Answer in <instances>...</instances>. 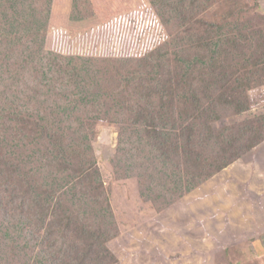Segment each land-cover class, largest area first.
Here are the masks:
<instances>
[{"label": "rangeland", "instance_id": "rangeland-1", "mask_svg": "<svg viewBox=\"0 0 264 264\" xmlns=\"http://www.w3.org/2000/svg\"><path fill=\"white\" fill-rule=\"evenodd\" d=\"M13 1L15 0H0V32L6 34L17 30L27 45L25 36L29 32L26 20L28 15L33 14L28 9L30 0H24L25 13L22 15L24 19L21 18L23 22H20L21 19L16 20L13 14L11 5ZM51 1L39 0L34 20L35 27L44 25L46 34L42 32L32 41L34 47L31 50L34 57L30 59L31 64H28L25 70L15 66V63H24L22 54L25 53V46L22 44H16L12 50L11 66L0 63V264H197L195 261L190 262L196 256L185 255L186 246L182 249L181 241L178 240L180 229L183 228L186 234L187 224L181 220V207H185L186 203H192L194 199L192 195H187L191 191L186 192L191 186L186 174L184 178L173 177L172 183L170 178L165 176L158 192L165 195L168 190L169 200L158 202L157 194L151 189L150 184L145 188L142 198L132 193L127 194L131 195L129 198L123 197L124 193L120 191L124 189L119 186V181L115 177H110V172H104L106 176L103 182H106L103 192L109 197L111 216L106 219L99 208L101 202L95 195L87 205L92 211L76 210L75 205H79L81 195L64 187L60 181L63 177L70 176L78 183L83 164L78 160L79 155H82L85 161L96 159L103 170L104 165L115 156L117 147L122 142L120 138L131 135L141 140L152 132L153 125L169 129L170 143L173 145L179 146L181 140L188 143V138L195 136V141L191 139L192 143L203 149L207 146L213 156L218 154L213 149L218 144L226 150L221 159L227 161L236 157L238 168L241 165L254 167L257 160L250 148L254 146L256 140L264 136L262 124L264 54L251 61L250 57L255 47L232 40L237 38L232 33L231 20L230 27L222 30V27L227 26L225 16L231 10L228 3L223 0L217 3L197 0L199 5L197 13L193 10V0H176L172 2V6L177 10L172 9L166 16L159 14L153 0H136L134 6L140 13L154 16L156 19L159 18V14L162 18L161 28L158 23L153 26L151 30L153 40L146 44L145 55L152 51L154 53L144 61L127 54L121 56L112 47L114 46V43L111 44L112 41L100 40L106 33L98 37L99 44L109 47L105 55L88 50L87 45L89 43L92 45L95 41L89 38V34L75 37L76 45L86 39L83 49L91 53L86 55L61 53L66 48L55 49L61 52H54L50 49L53 46L58 47L59 42L69 41L75 45L69 39V31L72 29L75 32L84 28L78 27L76 21H90L87 24L89 26L92 22L95 23V18L89 3L83 2L87 0H68L63 23L69 31L53 29V33L48 34L53 26H60L62 22L61 20L58 23L59 20L53 16ZM161 3L162 0L159 5ZM258 6L257 13L264 14V0H259ZM184 18V24L177 32L176 26ZM138 21L144 22L145 19ZM209 24H216L220 29L214 33L210 28L207 29ZM263 28L264 26L259 30ZM90 32L92 30L88 33ZM223 34L229 40H225ZM194 38L197 39L196 43L193 41ZM208 41L219 43L218 47L208 44L194 49ZM42 44L45 46L37 48ZM2 48L7 49L8 44H3ZM174 49L179 52L178 55ZM215 49L218 53H223L222 60L214 53ZM86 57L92 59L98 57L96 62L90 65L96 67L92 75L87 70L75 69L84 66ZM142 61L146 68L151 67L163 77L155 79V76H139L136 71ZM35 66L42 70L39 74L32 70ZM76 73L78 82H75ZM84 75H87L86 79ZM133 76L143 86L140 95L135 96V102L131 105L128 115L115 120L117 124L122 121V125L111 126L94 116L91 118L95 123L94 139H89V136L84 134L85 126L81 127L75 116L70 118L69 112L74 111L76 115L83 117L86 114H97L100 110L115 113L126 105L121 107L117 101L107 103L102 101L101 105L79 102L82 96L78 95L77 84L85 81L90 89L98 92L103 100H106L110 93H123L125 89L132 90V86L136 87ZM42 80L45 85L33 83ZM259 80L261 83L256 84ZM177 85L181 86L180 90L171 92ZM215 86L217 88L215 93L220 101L209 104L205 101L207 96L203 92L213 91ZM45 89L46 91L56 89L65 94L56 99L45 100L43 96L46 93ZM221 91H224L223 95ZM244 95L249 97L246 102L249 109L239 114V109L244 107ZM171 99H174V103H171ZM196 99H203L205 103L202 102L203 105L199 104L200 107H197V104L193 103ZM232 101H235V104ZM173 112L176 115L180 113V116L172 119ZM197 115L202 119L191 125ZM44 125H47L44 139L40 137L38 142L33 144L23 140L26 133L31 136L36 127L43 129ZM9 126L14 130L15 138L23 140L22 142L8 143V135L5 139L1 138ZM73 126L78 129L68 138L65 137L62 133L69 132ZM174 126L177 128L173 130ZM256 128L259 129L258 133L245 136V131L249 132ZM52 134H55L54 139ZM151 141L155 147L161 140L158 144L157 139ZM15 145L19 147L16 149ZM68 150L75 153L69 169L66 170L64 166L58 170L47 164V156L58 159L55 154L63 152L62 156L69 158ZM15 163L19 164L15 171H20L21 174L10 176L6 167ZM215 164L211 158L207 164L210 168L205 169L210 172L215 168H212ZM22 168H30L32 172L27 171L26 174L29 176L24 175ZM163 170L170 171L166 173L167 175L172 172L170 166L156 165L157 172ZM148 172L154 173L149 168ZM257 176V173L251 174L248 184L236 191L237 195L245 196L237 201L245 218L241 222L239 234L235 236L239 241L238 246L236 247L238 241L234 240L235 247L232 241H229L233 236L231 233H227L226 237L218 241H207L212 252L214 249L218 251L215 253L218 261L210 260L205 263L203 252L200 251L198 264L213 262L264 264V195L259 196L258 187L261 182ZM205 211L206 208L202 206L195 208L196 213ZM68 212L74 217L70 232L65 229L68 220L64 217ZM204 216L206 217L207 213ZM255 216L259 218L258 223L254 222ZM252 218L253 220L249 222L248 219ZM86 219L96 226V230L87 235L83 234L85 228L83 222ZM202 220L203 218H198L193 224L200 225ZM59 222H64V225L60 226ZM75 238L76 241L79 239L85 241V246L71 252L70 247L74 245L78 247ZM89 241H95L99 247L97 258L87 257ZM104 248L109 252L107 253ZM103 251L107 254L104 255ZM181 256L188 260L181 261ZM88 259L96 262H86Z\"/></svg>", "mask_w": 264, "mask_h": 264}, {"label": "trees", "instance_id": "trees-1", "mask_svg": "<svg viewBox=\"0 0 264 264\" xmlns=\"http://www.w3.org/2000/svg\"><path fill=\"white\" fill-rule=\"evenodd\" d=\"M77 1V0H75ZM136 0H87L83 1L86 4L89 3L93 10V16L95 18V23L92 22V25H87L89 22L85 21H76V25L78 27H84L83 30H76L75 32L71 29L69 31L66 26L64 25V9L68 3V0H59L58 2L51 1V5L53 8V16L59 20L58 23L61 22L60 26H53L48 34L53 33V29H65L69 31V39L75 43V45L71 44L69 41L67 42H59L58 47L53 46L50 50L54 52H61L56 51L55 49H65V51L61 53L69 52L70 55H86L93 51L99 52L101 54H107V50L109 47L102 46L99 44V35H103L106 33L104 38L100 37L101 39H109L114 46H112L121 56L128 55L130 57L140 58L139 60H147L150 54L154 53L153 51L147 55L146 54V44L148 41L153 40L151 30L154 28L157 23L161 28L160 20L162 19L161 16L168 15L172 9L174 11L177 8L172 6V2L176 0H162L161 5L159 2L161 0H153V4L157 6L159 10L158 19L151 15H144L140 13L139 10L135 9L134 2ZM178 1V0H177ZM212 3H217L219 0H208ZM227 2L228 8H230V13L226 14L225 21L227 26L222 27L224 31L225 28L230 27L229 20H231V28L232 33L235 34L234 37L237 40L234 42H238L241 44H246L247 46H253V55L250 57L251 61H255L256 58L260 56V54H264V28L259 30L262 26H264V14L257 13L259 9L258 2L259 0H223ZM151 2V3H152ZM25 1L24 0H15L11 3L13 6V14L16 17V20L24 19L22 15L25 13L23 9ZM30 5L28 9L32 11L33 14L28 15V19L26 20L28 24L27 32H29L26 37V44L24 43V39L20 33L15 31H10L6 34H1L0 32V63L2 65L11 66L12 65V50L14 49L16 44H22L25 46V53L22 54L24 58V63H15V66L20 68L21 70H25L28 64H31V60L34 56L31 48L34 47L32 41L42 32L46 34V29L44 25H39L35 27V15L37 12V7L39 4V0H30ZM193 10L197 13L199 9V5L197 0L192 1ZM143 12V11H142ZM50 16V15H49ZM21 19L20 22H23ZM138 19H145L144 22H139ZM185 18L181 20L178 25L176 26V31L179 32L181 27L183 26ZM56 23V24H58ZM166 26V25H165ZM211 29L214 33L220 29L216 24H209L207 29ZM90 30L92 32L88 33ZM258 31V32H257ZM77 32V33H76ZM156 33V32H154ZM89 34V38L95 39L94 44H88L87 47L89 51H85L83 49V45L86 42V39L82 40L79 44L76 45V37L75 36H86ZM232 35V34H231ZM223 38L225 40H229L223 34ZM39 39V37H38ZM50 41V40H49ZM48 41V43H49ZM194 43L197 42V39H193ZM8 44L7 49H3L2 45ZM214 45L218 47L219 43L208 41V43L196 47L194 49H199L203 46ZM221 45V44H220ZM45 44L37 47L41 49L44 47ZM195 46V44H194ZM193 46V47H194ZM175 54H179V52L174 49ZM215 54L218 56L219 59L222 60L223 53H218V50H214ZM85 52V53H84ZM137 53V54H136ZM68 54V53H67ZM88 57V56H87ZM84 59V66L75 68L76 71H85L87 70L90 75H92L93 69L95 66H90L92 63L96 62L95 59L87 58ZM3 61V62H2ZM143 61L140 63L139 68L137 69L136 73L143 77L146 75L148 77H154L157 79L158 77H163L159 74L158 71L153 70L151 67L146 68ZM72 62V61H70ZM199 65L201 63L198 61ZM254 68L256 66L253 64ZM252 68L253 71L255 69ZM34 73L39 74L42 70L40 67L35 66L32 67ZM134 77V76H133ZM75 82H78V74L75 75ZM84 78H87V75H84ZM136 81V87L132 86V90L125 89L123 93H110L107 95V99L103 100V97L98 94V92L93 91L90 89L89 85L83 81L77 84L78 88V95L82 96L79 99V102H90L96 103L97 105H101V102H114L117 103L121 107H125L118 112L110 113L105 112V110H100L97 114L90 115L86 114L83 117L78 116L74 113V111L69 112V117L75 116L77 119L78 124L85 129V136H89V139H94V126L95 123L92 121V117H96L99 121H106L109 124L114 126H121L122 121L118 122L119 124L115 123V120L118 117L125 118L129 110L131 109V105L135 102V96H139L143 84L140 81ZM34 84L38 85H45L44 81H33ZM261 81L259 80L256 84H260ZM49 85V84H48ZM215 85V84H214ZM47 86V85H46ZM181 86H176L171 92H177L180 90ZM217 90L216 86L213 91L207 90L203 93L206 94L207 100L209 104L220 101L219 96L215 93ZM46 91V89H45ZM81 91H85L82 93ZM224 91H221V95H223ZM65 94L64 92H58L56 89L54 90H47L46 93L43 95L45 100L56 99L61 95ZM226 95V94H224ZM48 96V97H47ZM10 97V95H8ZM248 95L245 97L244 95V107L239 109V114L245 113L248 111L249 106H247L248 102ZM203 99H196L193 103L197 104V107L203 105L202 102L205 103ZM171 103H174V99H171ZM235 104V101H232ZM200 104V105H199ZM241 105V104H240ZM173 110V109H172ZM180 116V113L176 115V113H172V119L177 118ZM202 117L199 115L196 116L195 121L191 124H195L196 122H200ZM262 124L264 125V115L262 116ZM178 126V125H177ZM174 126L173 130L177 128ZM50 127V126H49ZM45 129H47V125H44L43 129H34V134L29 135L26 133V137L23 140H26L27 143L33 144L38 142V139L41 137L43 138L45 135ZM77 127L73 126V129L69 132H64L62 134L68 138V136L73 133ZM81 128H79L80 130ZM151 131L149 132L146 137L142 138L141 140L137 138H133L130 136H125L120 138L121 143L117 147V151L115 156L110 160V162L104 165V169H101V164L97 163V160L91 158L90 160L83 159L82 155L78 156V160H80L82 164L81 175L79 178L78 183H75L73 177H63L60 181L61 184L66 187L70 188L73 192H76L81 195V200H79V205H75V209H84L85 212H89L87 205L90 200L95 195V198L100 200V209L105 219L107 217H111L109 215V197L105 194V185L103 178L106 176L105 173L110 172V177H115L117 181H119V186L123 191L120 193H124V196H127L128 193H132V195L136 194V197L142 198L144 197L145 188L150 187L151 189L157 194L158 202H161L165 199L169 200V192L166 190L165 195L158 192L161 187V181L166 177L170 178V182L172 183L173 177L181 176L184 178V174L188 176V182L191 184L190 189H187L186 192H190L187 195L193 196L192 203H186V206L181 207V220L185 221L186 224V234L183 232V228L180 229V234L178 235V240L181 241L182 249L186 246L185 255H195V259H191L190 262L195 261L198 264V255L199 252L202 251L205 257V263L212 261H218L215 253H218L216 249L213 252L208 248L207 241H218L226 237L227 233H231L233 236L229 238V241H232V245L235 247V241H238L235 238L236 235L239 234L241 230V222L245 220L243 217V210L240 205L237 204L238 199L241 197L245 198L244 195H237L236 191L239 187L244 188L245 185L248 184V181L251 179V174L254 175L257 173L258 181L261 184L258 187L260 191L259 196L261 197L264 195V136L255 141L254 146H252L251 152L253 153L254 158L257 160V164L254 167H247L246 165L240 166L238 168L239 163H236L238 158H232L229 160L221 159L222 155L225 153V148L221 145L216 144L213 149L217 151V155L213 156L208 150L207 146L204 147H197L198 144L192 143L191 139H195V136L192 138H188V143H185L181 140V144L179 146L173 145L170 143V135L169 129L167 130L166 127H158L156 125L151 126ZM259 129H251L249 132H244L245 136L248 137L249 134L258 133ZM93 134V135H92ZM8 135V143L14 144L16 141H19L18 138H15L14 130L9 126L4 130L2 133L1 138L5 139ZM26 138V139H25ZM52 138H55V134H52ZM44 139V138H43ZM152 139H157V143L155 147L152 145ZM20 140L19 142H22ZM195 141V140H194ZM16 149L19 147L15 145ZM150 148L151 150H146ZM69 158H65L62 156V153L55 154L58 159L55 157L53 159L50 156H47L48 163L50 167L61 170L64 166H66V170L70 168L72 164V160H74L75 153L71 150H68ZM134 152V153H133ZM182 154V156H181ZM216 162L212 168V171L206 170L205 168H210L207 166L210 159ZM243 158V157H242ZM221 159V160H220ZM218 161V162H217ZM156 165L160 166H170L172 172L170 174H166L170 172L169 170H163L162 172L156 171ZM19 166L18 163L13 165H9L6 167V171H8V175L15 176L21 174L20 171H15L16 168ZM60 166V167H59ZM62 166V167H61ZM148 168L151 169L154 173H149ZM22 174L29 176L26 174L27 171L30 173L32 169L30 168H22ZM105 172V173H104ZM183 181V179H182ZM186 184H188L185 181ZM187 187L185 186V189ZM252 189V188H251ZM186 196V195H185ZM122 197V198H123ZM128 198L131 195L127 196ZM33 205V204H32ZM173 205H170V207ZM197 206H202L206 208L205 212L196 213L195 208ZM96 210V209H94ZM207 213L205 217L204 214ZM68 220L65 229L70 232L71 226L74 220L73 214L68 212L64 217ZM198 218H203L202 224H193L194 220ZM165 219V218H164ZM252 219H248V221H252ZM259 218L255 216V223H258ZM60 226L64 225V222L58 223ZM85 228L83 230V234L87 235V233H92L91 231L96 230V226L90 222V220L86 219L83 222ZM193 224V225H192ZM185 225V224H184ZM254 226V224H253ZM264 236V234H263ZM237 237V236H236ZM76 241V238H75ZM202 242V243H201ZM77 246L70 247L71 252H76L78 249L85 246V241H81V239L76 241ZM239 241L236 243V247L238 246ZM202 246V249H201ZM98 248L96 246L95 241H89L87 244L86 254L87 257H94L97 258ZM104 250L108 253L109 251L104 248ZM233 250V249H232ZM103 251L104 255L107 253ZM226 254V253H224ZM165 260V259H164ZM188 259L185 256H181V261H187ZM96 262L95 260L88 259L86 262ZM213 264H218L214 263Z\"/></svg>", "mask_w": 264, "mask_h": 264}]
</instances>
